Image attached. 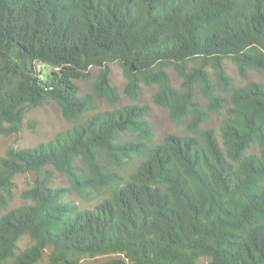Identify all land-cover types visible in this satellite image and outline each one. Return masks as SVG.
Segmentation results:
<instances>
[{"label": "trees", "instance_id": "obj_1", "mask_svg": "<svg viewBox=\"0 0 264 264\" xmlns=\"http://www.w3.org/2000/svg\"><path fill=\"white\" fill-rule=\"evenodd\" d=\"M225 59L242 77L264 72V0H0V133L17 135L26 112L50 101L74 123L48 143L0 156V209L16 175L44 170L23 194L33 204L0 218V264H38L49 247V264L116 253L133 264H264V84L235 88ZM116 62L127 94L136 98L140 83L158 86L154 103L177 124L189 115L190 135L168 134L152 146L148 106L95 112L79 123L95 111V96L118 103ZM42 64L53 69L48 79ZM170 66L182 92L170 84ZM92 68L99 69L95 95L80 96L75 81ZM222 110L218 131L202 129ZM253 143L259 156L246 154ZM136 157L143 162L124 178L122 167ZM47 166L78 193L106 189L110 198L81 210L66 189L49 186ZM23 236L33 244L17 256Z\"/></svg>", "mask_w": 264, "mask_h": 264}, {"label": "rangeland", "instance_id": "obj_2", "mask_svg": "<svg viewBox=\"0 0 264 264\" xmlns=\"http://www.w3.org/2000/svg\"><path fill=\"white\" fill-rule=\"evenodd\" d=\"M200 61H196L189 64V68L196 67ZM224 68L227 75L232 80V84L235 88L243 87L251 82L264 84V72H258L256 70H248L244 77L240 76L237 65L230 59L224 60ZM111 69V84L116 88L118 95V103L114 106L110 101L103 97L99 98L95 96L94 105L95 111L87 113L80 120L83 122L95 112H106L120 109L125 106L138 105L148 106L149 112L145 120L152 127L155 134V140L152 144L156 145L163 141L164 137L168 134L177 136H188V124L190 121L189 115L185 119L177 124L171 121L168 110L156 105L154 103V96L158 91L156 85H145L140 83L139 92L136 98L131 97L126 92V86L128 84L127 78L124 76L123 69L120 63L116 62L110 65ZM39 70L42 73L44 79H48L53 71L52 68L45 65H40ZM169 76L170 84L173 88L182 92L183 79L177 74L174 67L170 66L165 69ZM212 80H214L213 70L211 66L206 68ZM99 76V69L92 68L90 75L86 79L77 80L76 85L79 89V95L93 94L94 89ZM195 99L199 106L206 110L208 101L200 93V88L195 86ZM227 114L225 110H222L220 114H211L210 119L207 121L202 129H214L219 130L220 124L226 118ZM74 125L73 122L67 120L62 115L60 107L53 101H50L41 107L30 109L26 112L23 121V128L17 135H3L0 133V156H4L9 147L15 149L34 148L40 144L50 142L57 134L69 130ZM132 138L131 136L125 137V139ZM261 152L257 143H253L251 148L246 154H253L259 156ZM143 157H136L134 160L129 161L122 167L121 175L124 178H128L133 174L140 164L143 162ZM104 164L109 170H117V168L106 160H103ZM78 165L82 166L80 162ZM45 170L52 172L53 177L50 182V187L53 189H66V196L70 201L77 205L81 210L93 209L101 204L106 199L110 198V193L106 189H99L93 191H86L82 194L78 193L72 186L69 179L59 172H57L52 166H47ZM44 175V170L39 173H25L18 174L14 178V189L12 199L8 203L6 209H0V218L6 213L19 208L21 206H27L33 204L31 200H27L23 197V194L32 188L35 179L38 176ZM32 240L28 236H23L18 242V248L16 255L18 256L25 250L31 247ZM52 248H47L38 264H49ZM113 259H122L126 264H133L129 260L125 259L123 254H110L102 256H82L79 258V264H101ZM13 260H9L6 264H11ZM209 258H201L198 264H207Z\"/></svg>", "mask_w": 264, "mask_h": 264}, {"label": "built area", "instance_id": "obj_3", "mask_svg": "<svg viewBox=\"0 0 264 264\" xmlns=\"http://www.w3.org/2000/svg\"><path fill=\"white\" fill-rule=\"evenodd\" d=\"M43 65V64H42Z\"/></svg>", "mask_w": 264, "mask_h": 264}]
</instances>
